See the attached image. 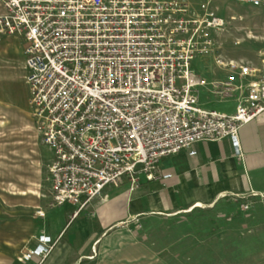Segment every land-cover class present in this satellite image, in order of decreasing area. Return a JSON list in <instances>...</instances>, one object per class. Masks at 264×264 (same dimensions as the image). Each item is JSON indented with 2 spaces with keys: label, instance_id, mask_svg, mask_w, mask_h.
Here are the masks:
<instances>
[{
  "label": "built area",
  "instance_id": "1",
  "mask_svg": "<svg viewBox=\"0 0 264 264\" xmlns=\"http://www.w3.org/2000/svg\"><path fill=\"white\" fill-rule=\"evenodd\" d=\"M237 1L264 5V0ZM0 5V40L17 36L25 42L30 116L52 152L49 207L69 202L77 206L76 215L107 186L127 179L133 188L141 175L153 179L163 157L200 140L228 138L240 157V128L264 112V63L257 68L218 53L213 33L224 29L226 20L210 0L198 5L0 0ZM207 56L226 71L225 78L207 80L192 68L195 58ZM246 78L251 79L240 83ZM202 88L218 101L238 90L234 111L203 106ZM55 242L41 234L21 258L43 259Z\"/></svg>",
  "mask_w": 264,
  "mask_h": 264
},
{
  "label": "crops",
  "instance_id": "2",
  "mask_svg": "<svg viewBox=\"0 0 264 264\" xmlns=\"http://www.w3.org/2000/svg\"><path fill=\"white\" fill-rule=\"evenodd\" d=\"M238 17L240 60L261 68L264 5L240 3ZM245 41L251 44L246 50ZM24 45L17 36L0 40V264H192L197 248L196 238L191 239L197 234L194 212L219 210L220 216L230 218L244 203L247 210L264 203L262 112L239 130L240 157L228 138L200 140L163 157L153 179L141 175L133 188L127 179L107 186L76 215L77 206L69 202L49 207L52 152L40 141L30 116L29 92L22 89L27 86ZM218 69V75L204 78H225L226 71ZM237 94L235 90L218 101L202 88L199 101L231 113ZM164 173L171 176L163 179ZM38 209L45 214L38 216ZM41 234L56 241L48 255L23 260L22 253L35 247Z\"/></svg>",
  "mask_w": 264,
  "mask_h": 264
},
{
  "label": "rangeland",
  "instance_id": "3",
  "mask_svg": "<svg viewBox=\"0 0 264 264\" xmlns=\"http://www.w3.org/2000/svg\"><path fill=\"white\" fill-rule=\"evenodd\" d=\"M191 1L194 5L203 2ZM240 3L244 2L213 0L210 3L226 20L224 29L213 33L219 44L218 53L225 59H240ZM243 44L245 50L251 47L248 41ZM192 65L205 78L220 73L213 56L197 57ZM22 89L28 94L27 86H22ZM261 204L259 208L249 210L236 208L230 218L220 216L219 210L194 212L192 222L197 234L191 239L196 238L197 248L190 257L192 264H264V203Z\"/></svg>",
  "mask_w": 264,
  "mask_h": 264
}]
</instances>
